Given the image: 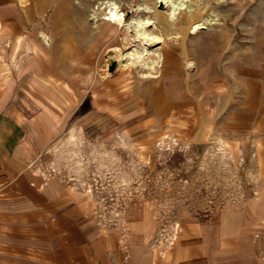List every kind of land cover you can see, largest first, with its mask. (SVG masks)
<instances>
[{
	"label": "rangeland",
	"instance_id": "374dc122",
	"mask_svg": "<svg viewBox=\"0 0 264 264\" xmlns=\"http://www.w3.org/2000/svg\"><path fill=\"white\" fill-rule=\"evenodd\" d=\"M106 1L0 0V110L24 121L31 169L161 252L264 264V0H193L189 24L110 0L125 23L157 1L151 74L120 61L142 49L122 27L91 21Z\"/></svg>",
	"mask_w": 264,
	"mask_h": 264
},
{
	"label": "crops",
	"instance_id": "0c3cea01",
	"mask_svg": "<svg viewBox=\"0 0 264 264\" xmlns=\"http://www.w3.org/2000/svg\"><path fill=\"white\" fill-rule=\"evenodd\" d=\"M26 139L24 121L0 110V264H207L203 248L161 252L139 229L97 225L85 197L31 169Z\"/></svg>",
	"mask_w": 264,
	"mask_h": 264
},
{
	"label": "bare ground",
	"instance_id": "6f19581e",
	"mask_svg": "<svg viewBox=\"0 0 264 264\" xmlns=\"http://www.w3.org/2000/svg\"><path fill=\"white\" fill-rule=\"evenodd\" d=\"M163 1L169 9V13L166 15V18L169 20H172L176 16V13L185 11L184 21L186 24H189L194 17L201 14V12L198 11L199 8L197 9L193 7V0ZM156 3L157 1H152L151 4H140L135 10V17L128 23H125L127 14L121 12L119 9L120 5L117 4L116 1L107 0L106 2H102V4H104L105 11L102 12L97 10L91 15V21L94 24H98V22L101 21L104 24L112 26L114 32H116L115 28L120 26L125 30L127 35L131 36L134 41H137L138 45L142 48L141 50L135 47L131 51L125 52L124 54L123 52H118L116 54L119 59H121V62L123 59L127 58L130 65H134L135 68H139L138 71H144L145 67H148L147 71L149 74L157 71L161 59L160 51L157 50V48L151 49V47L164 42L163 36L155 29V21L157 19ZM201 26V24H195L192 27V32L197 31ZM149 51L155 53L151 61H148L147 59V53Z\"/></svg>",
	"mask_w": 264,
	"mask_h": 264
},
{
	"label": "water",
	"instance_id": "95a60500",
	"mask_svg": "<svg viewBox=\"0 0 264 264\" xmlns=\"http://www.w3.org/2000/svg\"><path fill=\"white\" fill-rule=\"evenodd\" d=\"M114 66H115V64L112 63L111 66L109 67V69L112 71L114 69Z\"/></svg>",
	"mask_w": 264,
	"mask_h": 264
}]
</instances>
